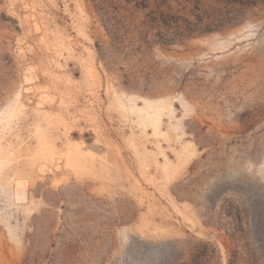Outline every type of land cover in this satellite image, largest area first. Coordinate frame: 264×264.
<instances>
[{
  "label": "rangeland",
  "instance_id": "rangeland-1",
  "mask_svg": "<svg viewBox=\"0 0 264 264\" xmlns=\"http://www.w3.org/2000/svg\"><path fill=\"white\" fill-rule=\"evenodd\" d=\"M101 1L0 0V264H264V0H176L153 93Z\"/></svg>",
  "mask_w": 264,
  "mask_h": 264
},
{
  "label": "trees",
  "instance_id": "trees-1",
  "mask_svg": "<svg viewBox=\"0 0 264 264\" xmlns=\"http://www.w3.org/2000/svg\"><path fill=\"white\" fill-rule=\"evenodd\" d=\"M113 12L100 17L108 40L98 44L100 60L117 76L123 88L138 93H153L156 79L140 80L128 67L137 53L148 55L153 49L171 51L177 44L193 38L191 22L181 13L176 0H104ZM160 78L156 75L154 78Z\"/></svg>",
  "mask_w": 264,
  "mask_h": 264
}]
</instances>
